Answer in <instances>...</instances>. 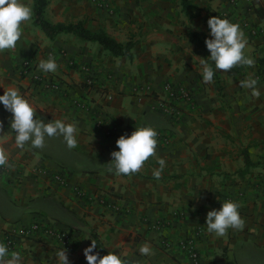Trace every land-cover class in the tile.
I'll return each mask as SVG.
<instances>
[{
	"label": "crops",
	"instance_id": "0c3cea01",
	"mask_svg": "<svg viewBox=\"0 0 264 264\" xmlns=\"http://www.w3.org/2000/svg\"><path fill=\"white\" fill-rule=\"evenodd\" d=\"M32 10L34 0H28ZM50 0L52 23H77L104 30L119 42L133 41L132 56L116 57L97 42L73 33L49 38L34 24L33 12L13 50L0 53V94L15 87L48 122L64 119L78 126L77 147L62 136L42 149L19 148L10 128L11 113L0 105V147L11 167L0 171V240L20 225L44 221L70 231V264H87L83 249L91 239L103 251L128 253L139 264H194L180 243L194 237L199 264H255L264 253V80L259 95L241 87L242 78L264 73V0ZM238 23L247 37L245 54L255 63L217 70L202 79V60L210 52L192 41L209 38L212 16ZM258 29L252 36L248 24ZM52 56L55 73L38 70ZM31 60L34 66L23 68ZM57 78L59 90H46L33 78ZM92 80V86H87ZM4 87V88H3ZM187 91V100L180 90ZM112 96V99L108 98ZM86 101L83 109L75 101ZM150 124L158 132L156 154L131 175L109 171L117 150V129L131 134ZM163 158L159 179L153 171ZM249 163V165H247ZM43 167L48 173L36 172ZM68 175L62 184L53 173ZM233 199L241 205L242 230L216 237L206 230V215ZM122 205L109 210L102 200ZM203 229L200 236H195ZM107 246V247H105ZM141 246L150 254L141 255ZM61 247L47 235L15 240L24 264H56Z\"/></svg>",
	"mask_w": 264,
	"mask_h": 264
},
{
	"label": "clouds",
	"instance_id": "9594fccd",
	"mask_svg": "<svg viewBox=\"0 0 264 264\" xmlns=\"http://www.w3.org/2000/svg\"><path fill=\"white\" fill-rule=\"evenodd\" d=\"M32 7L28 0H0V53L13 50L22 36L23 24L32 17ZM209 38L205 39L206 48L209 50V60H202V79L206 83L213 82L215 72H227L234 66L247 65L251 67L255 61L245 54L247 37L238 23L218 15L212 16L207 21ZM58 65L56 59L49 56L40 60L38 70L47 74L55 73ZM256 79L241 81V87L252 89L253 95L258 96ZM4 88V87H3ZM0 105L11 113L10 128L15 133V144L19 148L30 145L34 149H42L46 139L62 136L69 149L77 147L79 130L75 122H66L64 119H52L45 122L36 114L37 107L15 87L4 88L0 94ZM3 121H0V131ZM158 132L150 124L136 126L131 134L123 133L116 140L117 150L112 151L109 171L117 175H131L142 169L145 162L155 156ZM159 168L153 171V176L159 179L166 166L163 158L157 160ZM11 167L8 153L0 147V168ZM240 203L233 199L222 201L221 207L212 208L206 215V230L216 237H223L229 229L242 230L245 221L240 214ZM97 242L91 243L83 249L87 264H139L128 253L110 250L101 255L97 251ZM107 247V246H105ZM141 255L150 254L148 246H141ZM56 264H70L65 248L58 249L55 253ZM0 264H24V257L19 250H11L3 240H0Z\"/></svg>",
	"mask_w": 264,
	"mask_h": 264
},
{
	"label": "built area",
	"instance_id": "2783aa9c",
	"mask_svg": "<svg viewBox=\"0 0 264 264\" xmlns=\"http://www.w3.org/2000/svg\"><path fill=\"white\" fill-rule=\"evenodd\" d=\"M34 66L33 62L31 60H26L23 63V68L30 69ZM33 78L36 82L40 83L46 90H59L61 87V82L56 78L47 79L41 76L40 74H34ZM93 81L88 80L87 86H92ZM180 94L183 98H186L187 100H190L191 96L190 94L185 90H180ZM109 99H112L111 95H108ZM79 106H81L83 109L88 107V103L86 101H75ZM88 109V108H87ZM111 134H114L113 136L116 138V140L119 138L121 133L115 128L111 131ZM5 169V167L0 168ZM36 172L40 171L42 173H48L49 171L44 169L43 167H39L35 169ZM54 178L60 182L64 183L66 179L68 178V175L63 174L62 172H54L53 173ZM102 203L109 209V210H120L122 208V205L118 204L117 202H113L111 200H102ZM15 226L17 224H14L12 227V230L6 233L5 236V243L8 244L9 248L12 250L15 246V240L17 238L20 239H28V238H40L43 235H47L50 238L54 239L61 247H64L65 249H69L71 245V234L70 231L62 228H57L49 223H46L44 221H38L31 225L25 226L18 224V228L16 229ZM203 229H198L196 231L195 236H200L203 233ZM181 247L187 251V254L189 257H191L194 260V264H199L200 260V253L198 250L197 242L195 241L194 237H189L186 240L182 241L180 243Z\"/></svg>",
	"mask_w": 264,
	"mask_h": 264
},
{
	"label": "trees",
	"instance_id": "16d2710c",
	"mask_svg": "<svg viewBox=\"0 0 264 264\" xmlns=\"http://www.w3.org/2000/svg\"><path fill=\"white\" fill-rule=\"evenodd\" d=\"M50 3V0H34L33 6V20L34 24L40 27L46 35L54 39L62 33H73L83 41L97 42L102 45L106 50L116 57L119 56H132V49L136 45L133 41L126 43L119 42L113 38L109 33L104 30L94 32L85 27L83 21L77 23H52L46 17V9ZM188 0H183L184 8L188 7ZM197 33L192 34V41L195 42L201 48H206L203 41L196 39ZM249 165V163L247 164ZM98 244V248L103 251V248L98 240L95 239Z\"/></svg>",
	"mask_w": 264,
	"mask_h": 264
},
{
	"label": "rangeland",
	"instance_id": "374dc122",
	"mask_svg": "<svg viewBox=\"0 0 264 264\" xmlns=\"http://www.w3.org/2000/svg\"><path fill=\"white\" fill-rule=\"evenodd\" d=\"M249 22H247L248 24ZM248 31L250 33V35L252 36H257L258 35V29L254 26H250L248 24ZM253 79H256L257 81L259 80H264V73L262 70L258 69L257 72H256V75ZM244 80V78H242V81ZM198 231V230H197ZM257 257H258V261L255 262V264H264V253L263 252H259L257 254Z\"/></svg>",
	"mask_w": 264,
	"mask_h": 264
}]
</instances>
